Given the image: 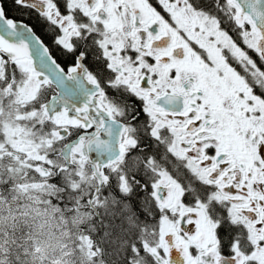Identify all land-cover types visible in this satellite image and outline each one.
Listing matches in <instances>:
<instances>
[{
  "label": "snow or ice",
  "instance_id": "1",
  "mask_svg": "<svg viewBox=\"0 0 264 264\" xmlns=\"http://www.w3.org/2000/svg\"><path fill=\"white\" fill-rule=\"evenodd\" d=\"M0 264H264V0H0Z\"/></svg>",
  "mask_w": 264,
  "mask_h": 264
}]
</instances>
